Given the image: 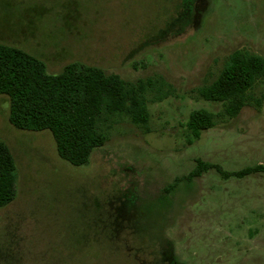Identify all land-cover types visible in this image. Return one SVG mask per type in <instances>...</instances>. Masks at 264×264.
Returning a JSON list of instances; mask_svg holds the SVG:
<instances>
[{"label": "rangeland", "instance_id": "obj_1", "mask_svg": "<svg viewBox=\"0 0 264 264\" xmlns=\"http://www.w3.org/2000/svg\"><path fill=\"white\" fill-rule=\"evenodd\" d=\"M0 42L48 73L77 61L170 86L147 99L145 128L110 116L104 144L78 166L49 131L11 126L0 94V140L15 162L0 264H264L263 174L209 169L172 183L197 158L227 172L264 164V77L232 118L196 93L234 49L264 59V0H0ZM199 108L215 123L187 143Z\"/></svg>", "mask_w": 264, "mask_h": 264}, {"label": "trees", "instance_id": "obj_2", "mask_svg": "<svg viewBox=\"0 0 264 264\" xmlns=\"http://www.w3.org/2000/svg\"><path fill=\"white\" fill-rule=\"evenodd\" d=\"M264 77V59L243 49L226 57L217 75L198 87L196 93L207 101L220 102L221 115L236 116L247 102V93ZM170 86L160 77L126 81L117 74L77 61L66 63L56 73H48L44 63L22 49L0 42V94L8 100L7 121L16 129L50 132L56 154L73 166L84 164L95 147L106 140L105 126L110 116L124 115L140 127L148 121L146 101H160ZM149 95V97H147ZM214 115L202 108L192 110L185 123L187 143L212 127ZM104 124V125H103ZM214 169L222 177L261 173L264 164L223 171L218 164L195 159L187 174L172 183L191 180ZM15 162L7 145L0 140V206L15 194ZM167 189L164 188V191Z\"/></svg>", "mask_w": 264, "mask_h": 264}]
</instances>
